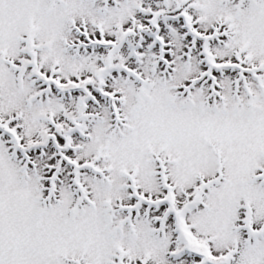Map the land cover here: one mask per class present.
<instances>
[{
    "label": "snow or ice",
    "instance_id": "1",
    "mask_svg": "<svg viewBox=\"0 0 264 264\" xmlns=\"http://www.w3.org/2000/svg\"><path fill=\"white\" fill-rule=\"evenodd\" d=\"M0 264H264V0H0Z\"/></svg>",
    "mask_w": 264,
    "mask_h": 264
}]
</instances>
